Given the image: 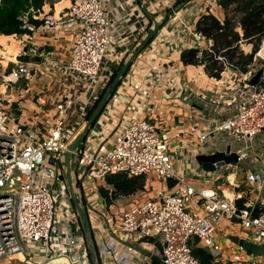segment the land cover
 <instances>
[{"label": "crops", "instance_id": "obj_1", "mask_svg": "<svg viewBox=\"0 0 264 264\" xmlns=\"http://www.w3.org/2000/svg\"><path fill=\"white\" fill-rule=\"evenodd\" d=\"M218 1H182V4L172 9L176 3L169 0H105L104 6L112 24L110 32L113 43L102 63L99 83L93 89L85 90L83 85H76L64 73L70 59L74 31L79 27L66 22V13L73 0H43L38 9L30 8L37 11L28 22L33 27L32 31L26 30L22 35L0 36V47L3 42L12 41L10 48L0 49V61L9 68L15 67L19 61L16 54L20 48H32L36 51L34 55L42 50L39 54L40 63L24 62L31 74L16 84L10 94L7 93L9 96L6 97V104L16 107L17 113L25 114V125L32 131L35 139H40L46 135L51 122L56 118L54 105L62 99L80 96L76 106L70 108L64 118V132L69 138V145L94 115L103 100L101 95L106 93L105 87L116 77L119 84L100 115L88 128L86 137L81 142L82 150L103 152L109 147L113 135L122 131L129 121L145 119L156 127L162 139H166L176 175L187 185L195 189L209 186L229 195L235 194L239 197L237 205L239 203L243 207L256 203L257 191L249 190L246 180L248 176L264 169V133L254 137L249 142V147L237 144L226 134L213 135L212 144L207 146H202L198 137L220 121L235 115L237 103L232 90L241 86L256 70L263 68L264 64L256 59L245 75L226 69L219 79H214L204 73L202 66H184L180 59L182 51L194 48L192 34L201 15L211 13L220 21L224 19ZM170 4H173L172 7ZM166 11H169L168 17L152 41L132 59L133 53L144 43L147 32L154 28L155 23L163 20ZM45 15L49 19H44ZM60 20L65 23L59 27ZM263 47L260 46L259 55L264 58ZM119 74L120 77L117 78ZM231 88L233 89L230 90ZM176 134H180L178 139L174 138ZM228 146L234 152L242 151L243 158L239 162H245L244 167L238 162L239 164L225 166L219 171L205 173L195 161L197 155L224 151ZM72 159L75 160V168L72 167ZM64 161L55 187L61 193V202L66 204L69 220L73 223L70 225L58 221L61 226L67 224L75 238L77 230H80L83 238L80 246L83 261L77 263L72 257L57 256L44 263L43 250L35 252L32 260L39 258L38 263L44 264H128L133 254L127 252L124 242H134L141 236L126 235L116 228L117 215L133 204V198L122 202L116 198L109 205L98 192L97 196L90 198V194L82 186L83 180H80V171H85V168L77 165L74 156L70 157L69 170ZM69 174L74 196L89 217L92 228L90 236L82 232L71 201L69 185L63 180ZM147 181L150 184L158 182L159 185L152 190L145 189L137 193L136 202L147 198L155 199L159 194H171L177 189L169 188L168 183L153 177H146V183ZM100 187H106L104 180L100 181ZM193 204L192 199L187 201L188 207ZM255 209L263 211L264 215V207L256 206ZM233 237L259 243L250 238V234L242 230L236 221L221 218L214 237L222 247L221 252L203 247L196 239H192L191 244L209 253L212 264H232L229 257H241L236 253L237 242L230 240ZM156 239L161 241L160 238ZM43 246L44 244L34 247ZM250 255L260 264L264 263V257Z\"/></svg>", "mask_w": 264, "mask_h": 264}, {"label": "built area", "instance_id": "obj_2", "mask_svg": "<svg viewBox=\"0 0 264 264\" xmlns=\"http://www.w3.org/2000/svg\"><path fill=\"white\" fill-rule=\"evenodd\" d=\"M104 1L73 0L66 13V22L79 27L74 31L70 59L64 73L76 85H83L85 90L101 76L102 63L113 43L112 24ZM176 1L169 0L171 3ZM1 4L2 0L0 7ZM35 14L37 11L32 9L19 14L17 20L21 29L33 30L28 22ZM45 18L49 19L47 15ZM63 23L60 20L59 27ZM192 39L194 47L200 50L212 47V41L197 32L192 34ZM35 53L32 48L22 47L16 55L18 58ZM258 58L264 61L259 53ZM262 69L264 79V66ZM30 74L24 62L18 61L12 68L0 65V260L15 264H44L57 256H66L81 263V247L70 227L59 224L53 198V189L68 152L69 138L64 132V118L67 111L76 106L80 96L62 99L54 105L56 118L40 139H35L28 126L9 129L4 109L7 93L10 94L15 85ZM234 99L237 103L235 115L200 135L198 141L202 146L211 145L213 135L226 134L237 144L249 147L254 137L264 133V87H251L243 82L234 90ZM179 137L180 134L174 136L175 139ZM110 142L103 152H78L75 148L70 151V155L77 159V165L85 168L80 177L82 186L91 181L96 193L97 181L116 174L153 177L163 183L176 181L174 193L159 194L155 199L136 202V194L117 197L120 202L129 198L134 201L117 215L116 230L126 235L160 238L164 245L162 257L165 264H202L192 254V239L205 248L221 252L222 247L214 238L221 218L236 221L250 238L264 244V215H253L256 206L264 207V169L246 180L247 188L257 191L256 203L238 208L237 195H227L209 186L195 189L178 178L168 144L147 120L129 121ZM235 153L239 162L243 153L241 150ZM50 177L54 179L52 186L45 182ZM189 199L194 202L192 207L187 205ZM26 242L33 246L45 245L44 263L33 262L34 253H30ZM235 249L241 257H229L232 264H260L242 245L236 244ZM127 252L131 249L127 248Z\"/></svg>", "mask_w": 264, "mask_h": 264}, {"label": "trees", "instance_id": "obj_3", "mask_svg": "<svg viewBox=\"0 0 264 264\" xmlns=\"http://www.w3.org/2000/svg\"><path fill=\"white\" fill-rule=\"evenodd\" d=\"M187 2L188 0H182ZM43 0H2L0 7V35H22L27 31L21 29L17 17L30 8L38 9ZM218 5L224 13V19L218 20L211 13L200 16L195 25V32L205 39L212 41L209 50H200L196 47L181 52L180 59L184 66H202L204 73L214 79L230 69L241 74H247L256 61V54L264 39V0H219ZM152 39L145 41L140 50L144 49ZM249 47L243 51L241 45ZM116 77L109 81L104 92L109 88L112 92L118 86ZM264 87V79L261 80ZM106 94V93H105ZM104 94L101 95V99ZM99 99V100H101ZM96 106V105H95ZM85 136L83 139H85ZM106 187L98 189L99 195L109 205L119 195H134L145 190L146 177H128L125 174L108 175L104 178ZM243 206L238 203V208ZM263 211L254 210L253 215H262ZM192 254L202 264H212L213 260L202 248L192 247ZM264 264V263H263Z\"/></svg>", "mask_w": 264, "mask_h": 264}, {"label": "water", "instance_id": "obj_4", "mask_svg": "<svg viewBox=\"0 0 264 264\" xmlns=\"http://www.w3.org/2000/svg\"><path fill=\"white\" fill-rule=\"evenodd\" d=\"M180 4H182V1L180 0L177 1L172 9H174L176 6H179ZM168 14L169 11H166L163 20L160 23H155L154 28L147 32V36L144 39V42L149 39H152L156 35L159 28L166 21ZM140 48L141 46L135 53H133V55L131 56L132 59L136 57ZM41 53L42 50L39 51L37 55L31 57L29 56L18 57V60L20 62H30V63L38 64L41 62V57L39 56V54ZM262 75H263V69L260 68L251 76H249L245 80V83L251 87H255L260 84L262 80ZM119 77L120 74L117 76V78ZM110 91L111 88H109L106 94L103 96V100L101 101L98 109L96 110L94 115L90 118V120L86 122L82 132L78 134L74 139V141L68 145V152L65 154V158H64L65 166L68 170L70 169V164H69L71 157L70 151L73 148H75V145L78 141L83 139V137L87 133L88 128L94 123L96 118L100 115L103 107L108 101ZM195 161L197 162V164L199 165V167L202 169L203 172L211 173V172L219 171L221 168L225 166L231 164H238V156L234 151L231 150V147L228 146L225 148L224 151H218L211 154L197 155L195 157ZM174 184H176V181L170 180L168 182V187L172 188ZM68 185L70 188L71 201L73 203L76 216L81 225L82 232L85 235L90 236L92 232V228L90 225L89 217L87 215L86 210H84V208L79 204L78 200L74 196L72 179L70 174L68 175ZM230 240H233L234 242H237V244L242 245L244 249L250 254L257 257H264V244H257L246 240H238L236 237H233ZM124 245L126 248H130L133 254L131 260H129V264H165L162 257V250L164 248V245L160 240L154 237H141L140 239L134 242H124Z\"/></svg>", "mask_w": 264, "mask_h": 264}, {"label": "rangeland", "instance_id": "obj_5", "mask_svg": "<svg viewBox=\"0 0 264 264\" xmlns=\"http://www.w3.org/2000/svg\"><path fill=\"white\" fill-rule=\"evenodd\" d=\"M176 2H174V4H175ZM172 5L173 4H170V7H172ZM1 36V35H0ZM15 39V38H14ZM12 41H8V42H3V45L0 47V49L1 50H6L7 48H10V43H11ZM7 46V47H6ZM9 46V47H8ZM261 47H263L264 46V39H263V41L261 42V45H260ZM4 48V49H3ZM12 48V47H11ZM248 46L247 45H245L244 43H242V46H241V49H243V51L245 52V51H248ZM263 49H264V47H263ZM12 51V50H11ZM13 51H14V49H13ZM259 51H260V48H259V50H258V52H257V54H256V58H257V60L259 61V59L260 58H258V53H259ZM13 53V52H12ZM261 60V59H260ZM260 62V61H259ZM261 64H264V62H263V60H261V62H260ZM257 66H259V64H257ZM264 66V65H263ZM257 71V70H256ZM102 85V84H101ZM233 88H231L230 90H232ZM232 91H234V90H232ZM5 111H6V114H7V118H8V120H7V123H6V126H7V128H15V127H19V126H21V127H26V125H25V114L24 113H17L16 112V107H13L12 108V106H10L9 104H6L5 105ZM163 140L164 141H166V139H164L163 138ZM87 141V139L85 140V142ZM81 142H82V139L80 140V141H78L77 143H76V145H75V149L78 151V152H81L82 151V149H81V147H82V144H81ZM240 163V162H239ZM238 163V164H239ZM244 163L245 162H241L239 165H241L242 167H244ZM232 166V165H231ZM72 167H74L75 168V160L74 159H72ZM75 172V171H74ZM81 172V174L83 175V171H80ZM82 175L80 176V177H82ZM39 180H40V178H39ZM66 183H68V176L66 175L65 177H64V179H63ZM45 182H46V184H48V185H50V186H52L53 184H54V179L53 178H47V179H45ZM86 183H88V182H86ZM92 183L93 182H91V181H89V183L88 184H84V186H83V188H84V191H86L88 194H90L89 196H90V198L91 197H95V196H97V194L93 191V185H92ZM98 187L100 186V181H97V184H96ZM158 185H159V183L157 182V183H154V184H150V182L148 183V181H147V183H146V185H145V189H147V190H152L153 188H156V187H158ZM228 186V185H227ZM228 188H229V186H228ZM58 190V188L56 189V187H55V189H53V198H54V203H55V211H56V218L58 219V220H60L61 221V223H63V222H65V223H68V224H70L71 225V223H73V222H71L70 220H69V211H67V206H66V204L65 203H62L61 202V193L59 194V192L57 191ZM62 191H64V189H61ZM64 212V213H63ZM82 235H81V232H80V230H77V236H76V241L79 243V245L80 246H82ZM26 244H27V246H28V248L30 249V253H35V252H41V250H43V248H44V246L42 247V248H39V247H34L30 242H26ZM64 249H67V247H64ZM33 262L34 263H38L39 262V258H34V260H33ZM0 264H15V263H10V262H8L6 259H2V260H0Z\"/></svg>", "mask_w": 264, "mask_h": 264}, {"label": "bare ground", "instance_id": "obj_6", "mask_svg": "<svg viewBox=\"0 0 264 264\" xmlns=\"http://www.w3.org/2000/svg\"><path fill=\"white\" fill-rule=\"evenodd\" d=\"M111 47V46H110ZM0 65H2L3 67H5L6 66V63H4L3 61H0ZM16 66H17V64H15ZM15 66V67H16ZM100 78H101V76L98 78V80H97V82L94 84V85H92V86H90V87H88L89 89H93L94 87H96V85L99 83L98 81L100 80ZM228 195V194H227Z\"/></svg>", "mask_w": 264, "mask_h": 264}]
</instances>
